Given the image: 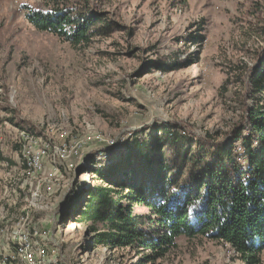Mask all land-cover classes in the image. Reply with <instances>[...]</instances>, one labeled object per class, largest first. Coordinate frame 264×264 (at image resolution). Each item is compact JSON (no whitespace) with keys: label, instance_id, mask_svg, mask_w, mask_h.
Listing matches in <instances>:
<instances>
[{"label":"rangeland","instance_id":"obj_1","mask_svg":"<svg viewBox=\"0 0 264 264\" xmlns=\"http://www.w3.org/2000/svg\"><path fill=\"white\" fill-rule=\"evenodd\" d=\"M57 4L74 14L89 8L102 18L96 26L111 29L74 45L25 17ZM263 57L264 0H0V205L2 185L17 191L7 197L16 202L10 217L37 194L31 220L52 229L65 264H244L201 235L176 238L160 257L93 247L69 213L97 182L91 170L120 160L127 141L165 131L193 144L223 139L253 105L243 82ZM157 59L174 69L153 68ZM14 122L50 144L39 168H27Z\"/></svg>","mask_w":264,"mask_h":264},{"label":"trees","instance_id":"obj_2","mask_svg":"<svg viewBox=\"0 0 264 264\" xmlns=\"http://www.w3.org/2000/svg\"><path fill=\"white\" fill-rule=\"evenodd\" d=\"M88 9L74 14L57 4L27 9L25 17L37 30L77 45L111 29L109 23L96 26L102 18H91ZM151 66L174 69L162 59ZM243 83L253 105H243L242 119L223 139L193 144L177 133H154L150 141L122 143L127 153L120 160L91 170L97 182L81 191L69 215L86 225L93 247H141L160 257L176 238L201 235L228 244L244 264H262L264 57ZM19 127L43 136L30 123Z\"/></svg>","mask_w":264,"mask_h":264},{"label":"built area","instance_id":"obj_3","mask_svg":"<svg viewBox=\"0 0 264 264\" xmlns=\"http://www.w3.org/2000/svg\"><path fill=\"white\" fill-rule=\"evenodd\" d=\"M20 135L22 139L17 143L23 156H26L27 168H39L40 158L49 150L50 144L25 130H21ZM34 147L36 150H30ZM1 187L3 202L0 205V264H65L59 253L60 243L52 229L51 232L46 226L31 220V209L35 207L37 194L32 193L29 199L26 197L25 206L10 217L7 210L16 202L10 203L7 197L10 192L17 195V191L9 190L6 185Z\"/></svg>","mask_w":264,"mask_h":264},{"label":"water","instance_id":"obj_4","mask_svg":"<svg viewBox=\"0 0 264 264\" xmlns=\"http://www.w3.org/2000/svg\"><path fill=\"white\" fill-rule=\"evenodd\" d=\"M79 173V171L77 172V174Z\"/></svg>","mask_w":264,"mask_h":264}]
</instances>
